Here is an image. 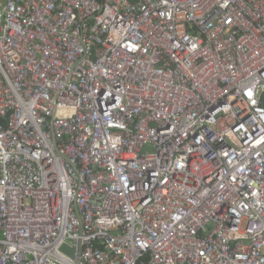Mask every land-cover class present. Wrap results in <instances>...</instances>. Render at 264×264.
<instances>
[{"label":"built area","instance_id":"1","mask_svg":"<svg viewBox=\"0 0 264 264\" xmlns=\"http://www.w3.org/2000/svg\"><path fill=\"white\" fill-rule=\"evenodd\" d=\"M263 95L264 0H0V264H264Z\"/></svg>","mask_w":264,"mask_h":264},{"label":"water","instance_id":"2","mask_svg":"<svg viewBox=\"0 0 264 264\" xmlns=\"http://www.w3.org/2000/svg\"><path fill=\"white\" fill-rule=\"evenodd\" d=\"M262 106L264 107V95L262 96ZM61 251L63 252H66L68 249H67V246L66 245H63L61 248H60Z\"/></svg>","mask_w":264,"mask_h":264}]
</instances>
